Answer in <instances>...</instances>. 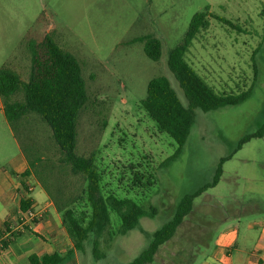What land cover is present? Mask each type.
Listing matches in <instances>:
<instances>
[{"label":"rangeland","instance_id":"obj_1","mask_svg":"<svg viewBox=\"0 0 264 264\" xmlns=\"http://www.w3.org/2000/svg\"><path fill=\"white\" fill-rule=\"evenodd\" d=\"M205 6L233 26L209 16L207 29L192 39L185 60L216 92L236 94L250 88V94L238 104L207 111L195 108L182 151L157 168L175 144L157 131L139 101L147 81L165 75L187 104L168 70L167 53L182 38L192 14ZM41 13L44 20L37 21ZM46 20L47 31L81 65L89 102L77 124L81 151L90 150V141L93 145L89 137L95 118L103 119L97 115L100 104L108 107L106 126L95 145L101 192L155 208L153 216L141 217L126 234L118 232L119 215L110 210V226L98 237L101 256L92 254V236L82 250L69 255L70 240H61L53 248L66 255L61 264L129 263L172 216L180 198L211 181L219 159L229 154L218 182L194 199L191 212L149 264H200L215 252L229 227H238L240 236L247 222L263 217L264 133L235 148L243 135L264 122V0H0V64L18 53L15 48L22 36L41 30ZM145 35L161 41L157 60L143 50ZM11 61L24 77L28 61L20 57ZM15 150L12 135L0 129V168L7 166ZM128 163L156 172L149 190L129 185L131 173L123 167ZM239 246L245 253L251 249V243Z\"/></svg>","mask_w":264,"mask_h":264},{"label":"trees","instance_id":"obj_2","mask_svg":"<svg viewBox=\"0 0 264 264\" xmlns=\"http://www.w3.org/2000/svg\"><path fill=\"white\" fill-rule=\"evenodd\" d=\"M233 26L226 18L209 11V6L196 11L190 17L187 29L180 41L168 50L167 67L176 79L187 104H183L165 75L150 78L139 107L154 122L159 133L169 136L175 147L163 158L157 168L174 160L182 151L194 122V109L203 111L225 105H234L245 100L250 88L236 94L216 92L185 60L192 39L209 25L208 17ZM43 14L37 17L42 21ZM48 21L37 32H28L20 38L14 56L0 64V100L2 110L25 158L26 165L20 172L10 170L26 192H30L29 180L37 182L51 200L58 213L61 225L71 242L67 254L82 250L83 242L92 236V254L99 258L98 237L110 226L109 211L114 210L120 218V234L133 229L139 219L153 216L155 208H143L129 197H117L101 192L100 172L95 164L97 135L106 126L108 107L101 103L95 118L96 126L89 137L90 150L85 153L77 148V124L88 102L85 81L80 62L70 51L64 49L47 31ZM146 56L157 60L161 54V41L152 35L142 38ZM27 60L25 76L18 71L12 58ZM256 73V65H253ZM264 133V122L252 133L243 135L236 149L252 137ZM230 154L219 159L211 181L185 193L176 204L172 216L154 233L148 245L127 264H149L158 248L168 241L192 208L194 199L208 187L215 185L222 173V163ZM131 173L129 185L149 190L155 183L156 172L141 164L123 166ZM141 167V168H140ZM156 170V169H155ZM21 214L32 209V198L21 197L18 204ZM38 218L33 217L32 222ZM21 221V219L19 220ZM8 234L0 238V250L12 246L22 229L12 230L4 222ZM39 235L38 233H35ZM108 234L110 236L111 232ZM66 255L61 252L28 255V264H61Z\"/></svg>","mask_w":264,"mask_h":264},{"label":"crops","instance_id":"obj_3","mask_svg":"<svg viewBox=\"0 0 264 264\" xmlns=\"http://www.w3.org/2000/svg\"><path fill=\"white\" fill-rule=\"evenodd\" d=\"M0 129L5 130L7 136L8 133L11 134L16 144V150L8 159L7 166L0 168V238L8 234L4 231V222L8 223L11 231L21 229L23 224H27L29 228L22 229L12 246L0 250V264H28L27 258L31 253H51L61 240L67 243L69 238L61 225L58 213L41 186L29 180L28 193L19 179L10 174V170H23L26 162L5 118L1 100ZM36 186L38 190L34 191ZM26 196L32 198L33 211L38 218L36 222L29 221L19 210V199ZM9 202L14 204L13 208L7 206ZM238 230L236 226L229 227L218 239L215 252L209 257H204L200 264H264V215L260 220L247 222L240 236ZM248 243H251V249L245 253L239 245L245 246Z\"/></svg>","mask_w":264,"mask_h":264},{"label":"built area","instance_id":"obj_4","mask_svg":"<svg viewBox=\"0 0 264 264\" xmlns=\"http://www.w3.org/2000/svg\"><path fill=\"white\" fill-rule=\"evenodd\" d=\"M36 215H37L36 212H34L32 209H27L26 212L24 213V217L27 218L29 221H31L32 218L35 217ZM22 223H24V221H22Z\"/></svg>","mask_w":264,"mask_h":264}]
</instances>
